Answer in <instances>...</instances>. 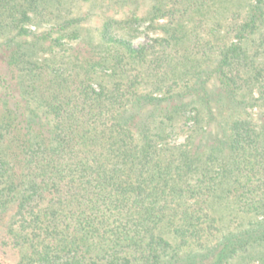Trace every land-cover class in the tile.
Here are the masks:
<instances>
[{
  "label": "trees",
  "instance_id": "trees-1",
  "mask_svg": "<svg viewBox=\"0 0 264 264\" xmlns=\"http://www.w3.org/2000/svg\"><path fill=\"white\" fill-rule=\"evenodd\" d=\"M0 56V264H264V0H0Z\"/></svg>",
  "mask_w": 264,
  "mask_h": 264
},
{
  "label": "rangeland",
  "instance_id": "rangeland-1",
  "mask_svg": "<svg viewBox=\"0 0 264 264\" xmlns=\"http://www.w3.org/2000/svg\"><path fill=\"white\" fill-rule=\"evenodd\" d=\"M148 24H144L138 28L136 35L133 37V46L138 47L140 45H144L150 42L157 33L150 31L148 28ZM3 56H0V71L2 73L6 72L4 61H2Z\"/></svg>",
  "mask_w": 264,
  "mask_h": 264
}]
</instances>
